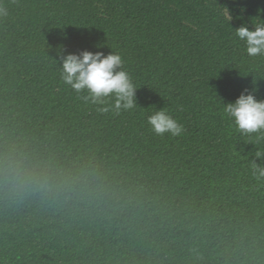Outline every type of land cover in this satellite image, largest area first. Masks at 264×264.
Masks as SVG:
<instances>
[{"label":"trees","instance_id":"obj_1","mask_svg":"<svg viewBox=\"0 0 264 264\" xmlns=\"http://www.w3.org/2000/svg\"><path fill=\"white\" fill-rule=\"evenodd\" d=\"M0 264H264V141L223 103L264 99L233 28L264 0H0ZM116 51L138 106L98 111L58 50ZM165 107L180 136L151 131Z\"/></svg>","mask_w":264,"mask_h":264},{"label":"clouds","instance_id":"obj_2","mask_svg":"<svg viewBox=\"0 0 264 264\" xmlns=\"http://www.w3.org/2000/svg\"><path fill=\"white\" fill-rule=\"evenodd\" d=\"M7 14V9L0 4V17ZM233 18L227 6L218 10L217 19L233 30L235 39L242 44L246 55L251 58L264 57V18L257 16L255 20H251V27L248 23H243L238 28H233ZM57 54L59 59L54 62L60 65L59 78L62 83L78 94L86 92V99L90 98L93 104L103 106L98 111L119 114L138 106V87L118 52L113 50L105 55L103 51L85 49L73 53L61 46ZM255 92V88L252 91L245 89L234 102L225 103L222 100V111L242 138L259 143L264 141V99H258ZM147 124L158 136L169 133L176 137L184 131L183 125L165 107L158 108L149 115ZM255 157L264 161V148L258 149ZM252 167L257 179L264 178V167L255 162Z\"/></svg>","mask_w":264,"mask_h":264}]
</instances>
